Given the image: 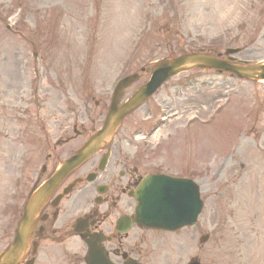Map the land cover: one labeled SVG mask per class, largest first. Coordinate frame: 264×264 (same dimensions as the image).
Here are the masks:
<instances>
[{"label":"rangeland","instance_id":"374dc122","mask_svg":"<svg viewBox=\"0 0 264 264\" xmlns=\"http://www.w3.org/2000/svg\"><path fill=\"white\" fill-rule=\"evenodd\" d=\"M1 20L0 180L6 154L16 149L13 140H20L18 148L25 152L28 136L42 133L31 126L33 113L19 122L12 106L18 91H29L28 79L35 75L67 80L71 121L78 113L91 118L93 102L113 78L139 74L157 60L240 48L237 61H264V0H0ZM8 26L16 31L8 32ZM198 75L197 80L211 85L190 90V98L183 100L200 119L216 106L223 109L216 111L208 130L196 124L190 133L201 141L192 147L196 157L191 162L203 176L198 183L205 207L194 229L150 238L156 247L146 264H159L155 260L161 256V264H184L193 257L201 264H264V83ZM48 84L44 78L40 88ZM3 103L11 108L2 110ZM56 108L46 112L51 123ZM43 112L39 115L45 117ZM205 234L209 240L200 246ZM82 250L75 239L53 244L49 264H74L73 253Z\"/></svg>","mask_w":264,"mask_h":264},{"label":"flooded vegetation","instance_id":"af4514ba","mask_svg":"<svg viewBox=\"0 0 264 264\" xmlns=\"http://www.w3.org/2000/svg\"><path fill=\"white\" fill-rule=\"evenodd\" d=\"M53 126L58 137L57 147L52 144V133L41 135V140L34 146L36 161H41L44 157V167L35 185L47 179L58 163L71 156L87 138L85 129L81 127L78 130L76 126L73 127V136L70 138L68 121L65 118ZM78 139L82 140L70 146L72 141ZM105 154L106 165L103 170H99ZM154 162L150 161L147 150H138L132 144L128 134L116 135L106 148L70 174L59 186L38 217L32 242L37 246L48 238L61 242L65 237L76 234L74 222L79 219L82 222L80 235L82 237L90 233L105 235L107 242L104 247L113 259L118 260L125 252L139 260L138 253L142 252L140 244L143 243L141 236L146 231L132 225L128 233H118L116 222L122 217H132L133 202L129 195L146 175L158 173L150 171V163ZM67 188L69 193L61 196ZM59 196L55 204H52L54 197ZM74 210H78L77 218L68 222L66 215Z\"/></svg>","mask_w":264,"mask_h":264},{"label":"water","instance_id":"95a60500","mask_svg":"<svg viewBox=\"0 0 264 264\" xmlns=\"http://www.w3.org/2000/svg\"><path fill=\"white\" fill-rule=\"evenodd\" d=\"M196 66H215L225 70L234 71L239 77H247L254 80H260L264 78V65H256L253 67L245 68L220 63L202 55L184 56L176 60L158 63L153 71L150 82L139 89L137 93L126 104H124L122 107H118L117 102L121 90L128 87L135 79V77H129L120 84L117 91L115 92L113 102L103 130L100 133H97L96 136H94L81 150H79L75 157L64 163L61 166L59 172L56 173V175L48 185H52V183L58 181L62 176L66 175L69 171L86 160V158H88L101 144H103L111 137L112 133L115 131L122 118L134 108H136L139 104H141L143 100L151 95L168 77L186 68ZM47 190V188L42 189L31 198L25 213V218H28V213L31 207L38 205V201L44 198ZM35 201L37 202L35 203ZM198 213L199 207L196 208L195 212L193 211L192 220ZM174 228H176L175 225Z\"/></svg>","mask_w":264,"mask_h":264}]
</instances>
